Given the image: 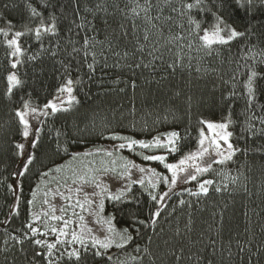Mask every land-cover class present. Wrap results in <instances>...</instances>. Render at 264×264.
Instances as JSON below:
<instances>
[{"label": "trees", "instance_id": "obj_1", "mask_svg": "<svg viewBox=\"0 0 264 264\" xmlns=\"http://www.w3.org/2000/svg\"><path fill=\"white\" fill-rule=\"evenodd\" d=\"M28 2L0 0V13L6 18L0 19V27L11 21L13 31H23L25 23H29ZM30 2L43 11L45 17L49 11L56 13L60 36L45 37L43 45L35 42L32 35L22 37L26 54L21 59L25 63L13 70L10 68L13 58L7 55L9 49L4 43L5 38L0 35V249L4 248L3 241L9 234L19 235L18 230L21 229L28 231L26 225L32 220L31 200L44 173L64 163L74 153L105 143L113 135L150 140L177 131L182 137L180 150L166 161L175 162L199 146V130L202 127L206 129L200 124L201 120L226 122L225 117L230 112L234 122L229 125L233 132L231 141L241 151L236 153L232 162L224 166L214 165L213 168L236 177V182L207 173L205 178L215 181L209 194L191 196L188 189L172 194L155 226L134 222V217L147 221L149 211H154L158 205L151 200L145 187L132 184V192L121 201L104 199L101 220L105 222L111 218L113 227L119 230L128 228L134 239L125 249L106 251L104 256L96 257L90 264H117V261L125 264H264V152L258 150L264 145V137L252 136L244 131V99L229 100L234 89L240 95L246 94L243 83L247 71L241 67L245 64V59L241 57L248 56L252 46H256L252 49L255 52L264 49V4L261 0H254L251 7H241L240 3L244 0L239 3L238 0H223L220 15L246 35L233 40L230 45L216 46L211 55L204 50H196L199 41L187 31L186 18L171 12L161 0H152L154 7L151 15H160L162 19L171 15L174 19L160 25L163 36L150 35L147 42L142 39L143 20L137 19L138 27L133 28L131 20L113 7V4H118L119 8L127 10L128 0H103L107 14H97L96 33H86L70 23L73 19L78 20L73 12L72 0H49L53 6L51 9L43 8L41 0ZM83 2L95 8L101 0ZM6 3L10 5L8 8H4ZM175 6L179 7V0H175ZM160 8L163 12L159 11ZM212 8L217 10L215 4ZM85 15L92 19L91 14ZM104 18L108 20L107 27L102 22ZM205 19L211 22V14H206ZM154 22L160 24L159 21ZM180 23L184 24V29L179 28ZM29 26L35 27V23H29ZM70 27L72 33L68 32ZM76 32L80 34L75 35ZM125 32L128 35H124ZM175 33H181L186 39L166 43V38ZM85 34L94 35L96 40L103 42L97 43L92 50L96 53V71L91 74L83 53H72L73 46L81 47ZM69 37L74 44L68 43ZM8 38H12L11 34ZM189 41L193 44L191 49L186 47ZM138 44L145 45L143 53L136 51ZM154 44L158 51L153 48ZM50 51H56L57 56L52 57ZM116 51H128L130 56L127 60L121 59L114 55ZM178 54L184 57L185 67H177L172 72L168 65L176 60ZM30 56L37 59L28 60ZM62 62L68 66L73 80L82 81L75 86L74 92L79 104H75L69 112L43 118L37 136L40 143L33 149L36 159L21 177L20 199L11 214L15 201L11 182L21 157L15 144L23 140V126L15 111L26 100L42 106L55 97L67 75ZM247 63L254 61L248 59ZM137 64L149 66L136 67ZM257 70L264 72V66H259ZM10 71H16L24 81L22 88L13 90L11 99L6 96V77ZM257 88L260 95L256 115L264 117L260 108L264 105V80L257 81ZM254 125L257 130L264 127L259 119L254 121ZM57 131L61 133L59 138ZM65 147L67 152L63 150ZM164 172H167L166 169ZM195 185L196 182H193L190 188ZM165 186L161 183L159 190L162 191ZM216 187L221 191H215ZM180 200L186 201L185 205H180ZM136 228H139V233ZM12 243L9 241L7 253L0 251V264H12L13 261L15 264H28L35 246L29 241L24 246L25 254L18 250V246L12 247ZM136 247L141 251L136 252ZM145 248L153 255H146ZM241 248L244 250L241 251Z\"/></svg>", "mask_w": 264, "mask_h": 264}, {"label": "snow or ice", "instance_id": "obj_2", "mask_svg": "<svg viewBox=\"0 0 264 264\" xmlns=\"http://www.w3.org/2000/svg\"><path fill=\"white\" fill-rule=\"evenodd\" d=\"M164 5L170 7L171 12L177 13L179 17L186 18V22L188 24L187 31L191 33L193 37H195L199 41V46L197 47V51L204 50L208 55H211L213 51L216 50V46H225L230 45V43L239 38L244 37L246 33L237 31L236 28L232 27L227 21L224 19L222 15H220V10L223 7V0H179V7L175 6V0H161ZM240 0H238V3ZM73 3V12L75 13L77 19H73L70 21L72 25H75L77 29L85 30V32L96 33L97 28L95 25V18L98 13L104 12L107 14L106 4L101 0L95 5V8L89 7L86 2L82 3V0H72ZM261 3L264 4V0H261ZM216 5V11H213L212 5ZM254 4V0H244V3H240L241 7H251ZM9 4H4V8H8ZM41 6L45 9H51L53 6L49 3V0H41ZM26 7L29 11V23H35V27H30L29 23H25L24 30H16L13 31L14 25L11 21H6L5 27H0V35H2L5 40L4 43L6 47L9 49L7 55L13 58L10 61V68L15 70L18 66L25 63L22 57L26 54V49L21 43V38L25 35H32L35 42L43 45L45 37H53L59 38L60 31L58 26L59 17L56 15L54 11H49L48 16L45 17L44 12L40 11L35 7L29 0L26 4ZM119 12H121L125 18L130 19L132 22L133 28H137L136 24L137 19H142L144 23L143 30V41H150V35L163 36V31L160 25L164 24L166 21H172L174 19L173 16L169 15L167 17L161 18L160 15L152 16L151 12L154 7L152 4V0H128V4L126 5V9L119 8L118 4H113ZM63 12V7L60 9ZM160 12H163V8L159 9ZM91 14L92 19H89L88 15ZM130 14V15H129ZM206 14H211L212 20L211 22L205 19ZM114 16L115 13H112ZM197 16L199 18H197ZM0 19H6L2 13H0ZM154 21H159L160 24L155 23ZM103 24L107 27L108 20L104 18L102 20ZM205 25H207L205 27ZM179 28L184 29V24L180 23ZM120 27L123 28L124 25L121 23ZM155 30V32H153ZM69 33L73 32V29L70 27L68 29ZM11 34L12 38H8ZM79 32H76L75 35H79ZM124 35H128L127 32ZM186 37L181 33H175L169 35L166 38V43L173 44L176 42L184 41ZM139 41V38H138ZM69 44H74L71 37L68 39ZM97 43H103L102 41L96 40L94 35L85 34L83 37V44L80 48L72 47V53H83V59L87 61V68L89 69V74L94 73L96 71V53L92 51ZM184 47L185 45H180ZM193 46L192 42L189 41L186 45L189 49ZM30 47V45H29ZM256 46H252L249 49V55L242 59H245V64L241 67L246 69L247 75L246 79L243 83V88L246 92L244 95L238 94L237 90H233L229 95V100L236 98H242L245 101V123L246 127L244 129L245 132L250 133L252 136H261L264 137V127L260 129H256L254 125V121L259 119L261 125H264V117H257L256 115V106L258 102V96L260 92L257 88V81L264 80V72L258 71L257 68L259 66H264V49H261L258 52L253 51ZM145 45L138 44L136 51L143 53ZM155 49V44L153 45ZM158 51V49H155ZM45 51H48L45 49ZM50 55L52 57L57 56L56 51H50ZM71 55V53H69ZM103 55V53H101ZM114 55L120 57L121 59L127 60L130 56L128 51H116ZM131 55H134L132 53ZM152 55V53H149ZM90 57V58H89ZM36 56L28 57V60H36ZM74 59V57H73ZM107 57H105V60ZM159 59V57H156ZM184 57L181 55H177L176 60L173 63L168 65V68L171 69L172 72L177 70V67L183 68L185 67L183 63ZM251 59L254 61L252 64H248L247 60ZM62 66L63 62H62ZM131 66V65H129ZM148 67V64H137L136 67ZM190 66V65H188ZM64 70L67 73L65 76V81L61 86L57 89V95L53 100L44 104L42 107L34 106L30 100H26L22 103V107L15 111V115L19 120V123L23 126L22 136L24 139H27L30 135L31 124L29 121V116L31 115L33 118L40 117H48L50 115H55L61 112H69L72 110V107L75 104H79V99L74 92L76 91V85L82 83L81 80H73L71 77V73L68 71V66H64ZM199 70V69H197ZM8 88L6 91V96L11 99L13 90L20 89L23 87L24 81L20 78L16 71H10L6 77ZM235 81V77H233ZM135 86V85H133ZM58 101V102H57ZM261 111H264V105L260 106ZM50 109V111H49ZM226 122H211L206 120H201L200 124L205 125L199 130V138L198 144L199 147L196 151H190L187 154L183 155L182 158L179 159L177 163H168L166 162L167 157L164 155H143V159L145 161H158L163 164L164 168L171 173V176L162 175L157 172L155 169H145L141 167L140 172L147 171L149 173L148 185L149 187H145L144 190L148 192L151 200L156 202L161 206L164 205V201L166 198L170 197L172 193L173 187L178 182L189 183L192 181H198V178L204 176L207 173H214L218 176H222L225 179H230L232 183L236 182V177H231L229 173L223 171L222 169H215L213 165H227L229 162L233 161L234 156L240 149L236 148L231 142L230 138L233 136V132L229 131V125L233 124V120L231 118V113L229 112L228 116L225 117ZM39 130V129H38ZM61 133L59 131L56 132L57 138ZM245 138V137H241ZM112 139L126 141V143H120L119 148L124 149L127 148L129 151L134 150L136 146L140 149H164L170 154H175L180 150V141L182 139L181 135L177 131L168 132L165 135V138L162 140L160 136H156L153 138L151 142H146L144 140H136L130 137L121 136V135H113ZM223 141V144L221 143ZM40 140L39 137L33 136V142L31 147L36 149L39 145ZM226 145V148L224 147ZM59 144H57V150H59ZM15 148L18 150L17 154L22 155L25 145L23 143L15 144ZM67 152V147L63 149ZM259 151L264 152V145H261ZM244 151H247L245 149ZM90 152L83 153L84 156L91 155ZM106 155L111 157L113 156L112 152H106ZM36 159L35 154L33 153L28 159L25 161V165H31L33 161ZM73 159H77V156H73ZM113 164L116 163L115 160L112 161ZM124 168V172L121 175H129L130 169L136 167V165L132 161H126L122 164ZM28 168L25 166L23 168V172H27ZM55 171L60 172L61 169L57 168ZM98 171V170H97ZM104 171H109L108 168H105ZM93 170L87 168L82 173H78L77 170L73 169V175L71 177L72 183L75 184L78 180L87 183L89 181L95 182L96 178L92 175ZM23 174V173H21ZM45 176L48 173H44ZM133 183H139L141 187H144V181H133ZM163 183L168 185L166 191H160L159 194H154V192L158 189L159 185ZM215 181L213 179H204L202 182L198 181L199 191H192V189H188V193L191 196L200 197L201 195L207 196L209 194V186L214 185ZM100 185L97 184V187ZM226 188L227 185L225 184ZM149 188L151 190H149ZM71 191V189H69ZM79 191V189H77ZM103 192H107V188L102 190ZM215 191H221V188L216 187ZM132 192L131 185L126 186V191H121L119 194L110 195L109 199L114 201H121L122 198L127 197L128 193ZM63 196V193H60ZM35 198V193H33V199ZM66 199H71V197H65ZM90 202V201H89ZM44 203H47L45 200ZM186 201L180 200V205H185ZM77 206L81 209L84 208V205L77 200ZM100 209H103V203L100 204ZM61 211H66V209H61ZM174 211V209H173ZM52 212H55V209H52ZM41 215L45 217L44 221V231H41L39 227H35L33 223H28L26 228L28 231H24L23 229L18 230L19 235L9 234L8 237L3 241L4 248L0 249L7 253L9 251L8 245L9 241H12V247H17L21 253L26 254L25 245L30 241L33 247L32 249V257L29 259L28 264H67V262H71V264H90V261L95 259L96 257L104 256L107 249L112 247L113 245L118 249H125L128 244H130L134 237L131 234L128 228H124L122 230H117L112 226V220L109 218L105 221L108 224V233L109 235L105 237L104 240H99L95 237H88L85 234L84 226L81 225L80 232L72 230L71 232L66 229L69 228V225L72 223L71 220H66L64 217L49 215V212H43L42 214H34L32 219L33 222H38L41 219ZM161 218V210L156 208L154 211L150 210L148 213V219L145 221L144 219H139L138 217H134V222L139 225H145L146 223L155 226L158 219ZM56 220L63 222V228H57L56 226H52L48 224L47 220ZM79 219L83 221L84 217L80 216ZM137 233H139V228L135 229ZM88 232H91V229H88ZM49 233L54 234L56 239L54 242H49V240L44 238L37 237H46ZM71 236V239H65L68 236ZM90 239V243H89ZM79 245V248L73 247L71 251L67 250L66 245ZM59 246V247H58ZM63 248V250H61ZM103 249L104 251H101ZM244 249L241 248V251ZM136 252H140L141 249L139 247L135 248ZM146 255H153L149 249L145 248L143 250ZM65 257L67 261H65ZM138 259V258H134ZM142 259V258H139ZM5 260H7V256H5ZM15 264V261L12 262ZM117 264H125L123 261H117ZM154 264V262H153Z\"/></svg>", "mask_w": 264, "mask_h": 264}, {"label": "rangeland", "instance_id": "obj_3", "mask_svg": "<svg viewBox=\"0 0 264 264\" xmlns=\"http://www.w3.org/2000/svg\"><path fill=\"white\" fill-rule=\"evenodd\" d=\"M53 99L54 97L49 101ZM33 105L39 106L35 104ZM43 118L44 117H40L36 119L33 118L31 115L29 116V121L31 124L30 135L27 139L23 138L21 142L25 145V148L17 165L14 179L11 182V187L15 199L14 204L12 206L11 214L15 212L18 205V201L20 199L21 177L23 175L21 173H24L23 168L25 166H28L25 165L26 159H28L33 154V148L31 147L33 142V136L36 137L38 136V132L40 130V125ZM220 122L222 121H217L216 123H220ZM228 130L230 131V128ZM166 134L167 133L161 134L159 136L163 140ZM152 140L153 138L144 141L151 142ZM120 143H126V141L114 140L111 137L105 143L89 146L81 151L74 153L67 161L58 165L54 169L48 171L47 172L48 175L47 176L44 175L42 180H40L39 184L37 185V188L34 192L35 198L34 199L32 198L31 200V205H32L31 217H33L34 214H42L43 212H49L50 216L62 215L64 219L72 221V223L69 225V228L66 229L67 231L71 232L72 230H75L77 232H80L81 225H83L85 234L88 237H95L99 240H104L105 237L109 235L108 224L101 220L100 204L103 202L104 199L109 198L110 195H116L119 194L121 191H126V186L128 185H132V184L140 185L139 183H133V181L143 180L144 187H149L148 185L149 173L147 171L140 172L139 169L141 167L145 168L146 170L155 169L157 172L161 173L162 175H166L169 177L171 176V173L168 172L167 169H166L167 172H164L165 168L163 164H161L160 162L145 161L143 159V155H153V154L164 155L168 159L172 154L168 153L166 150L140 149L138 146H136L134 150L129 151L127 148L120 149L118 147ZM221 143L223 144V141H221ZM224 147L226 148V145ZM85 152H90L92 154L88 156H84L83 153ZM106 152H112L113 156L111 157L107 156ZM74 155L77 156V159H73ZM140 159H142V161H140ZM113 160L116 161L115 164L112 163ZM126 161H132L136 165V167L130 169V176L121 175V173L125 171L124 168L122 167V164L125 163ZM178 161L179 159L171 163H177ZM57 168H60L61 171L60 172L55 171V169ZM87 168L93 170L92 175L95 176L96 181L95 182L89 181L87 183H83L78 180L75 184H73L71 179L73 175V169L77 170L78 173H82ZM105 168H108L109 171H104ZM205 175L199 177L198 181L202 182L204 179H207L205 178ZM198 181H192L189 183L178 182L173 187L170 196L176 192L189 189L193 182H196V185L192 189V191H199ZM97 184H99L100 186L97 187ZM104 188H107L108 191L103 192L102 190ZM167 188L168 185H166L162 191H166ZM210 188L211 186H209V190ZM69 189H71V191H69ZM77 189H79V191H77ZM149 190L151 189L149 188ZM159 192L160 190L158 187V189L154 192V194H159ZM60 193H63V196L60 195ZM65 197H71V199H66ZM169 198L170 197L165 199L163 206L158 204L157 208L162 210L166 206ZM45 200L47 201V203H44ZM77 200H79V202L84 205L83 209L77 206ZM52 209H55V212H52ZM61 209H66V211L62 212ZM80 216L84 217L83 221L79 219ZM45 219L46 218L41 215V219L38 222H33L32 219L30 223H33L35 227H39L41 231H44ZM47 222L48 224L52 226H56L57 228H61V229L63 228L62 221L48 219ZM88 229H91V232H88ZM37 238H44L49 240V242H54L56 239L55 235L51 233H49V235L46 237H37ZM65 239L70 240L71 236L69 235ZM89 243H90V239H89ZM65 247H67V250L71 251L73 247L79 248L80 246L69 244L66 245ZM116 249L118 248H116L113 245L112 247L107 249V251H113ZM61 250H63V248H61Z\"/></svg>", "mask_w": 264, "mask_h": 264}]
</instances>
